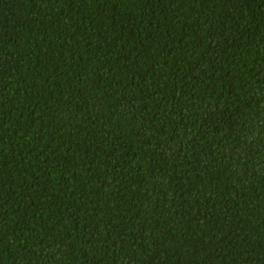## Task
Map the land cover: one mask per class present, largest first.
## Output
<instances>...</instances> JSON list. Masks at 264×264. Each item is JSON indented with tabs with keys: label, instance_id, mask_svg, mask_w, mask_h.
I'll return each mask as SVG.
<instances>
[{
	"label": "trees",
	"instance_id": "obj_1",
	"mask_svg": "<svg viewBox=\"0 0 264 264\" xmlns=\"http://www.w3.org/2000/svg\"><path fill=\"white\" fill-rule=\"evenodd\" d=\"M0 264H264V0H0Z\"/></svg>",
	"mask_w": 264,
	"mask_h": 264
}]
</instances>
